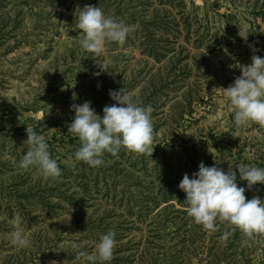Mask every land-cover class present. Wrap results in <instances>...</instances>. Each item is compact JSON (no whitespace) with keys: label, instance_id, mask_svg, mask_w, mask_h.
Returning a JSON list of instances; mask_svg holds the SVG:
<instances>
[{"label":"rangeland","instance_id":"rangeland-1","mask_svg":"<svg viewBox=\"0 0 264 264\" xmlns=\"http://www.w3.org/2000/svg\"><path fill=\"white\" fill-rule=\"evenodd\" d=\"M85 5L135 31L93 57L75 28ZM253 55L264 58V0H0V264H90L77 252L94 253L109 231L116 243L108 264H264V236L244 245L237 230L224 240L225 225L206 231L185 202L169 198L203 161L226 173L231 164L246 198L264 200V184L249 190L236 167L264 168V128L236 129L223 96ZM106 61L108 72L98 64ZM122 88L152 108V156L121 149L105 152L98 167L76 161L71 105L88 101L103 117L117 103L110 91ZM27 127L44 136L62 172L56 181L18 167ZM17 215L25 248L10 243Z\"/></svg>","mask_w":264,"mask_h":264},{"label":"clouds","instance_id":"clouds-1","mask_svg":"<svg viewBox=\"0 0 264 264\" xmlns=\"http://www.w3.org/2000/svg\"><path fill=\"white\" fill-rule=\"evenodd\" d=\"M75 28L83 34L80 38L81 47L96 58L104 52L106 42L123 45L129 34L135 31L134 26L106 17L100 7L92 5L80 9ZM238 34L247 39L246 32L239 31ZM253 51L256 49L253 48ZM251 60L250 64L240 65L241 75L235 78L233 84L223 88V96L234 110L236 129L250 122L264 128V58L253 55ZM98 64L101 71L108 72L111 61ZM109 95L117 103L105 106L103 117L95 112L88 101L71 105L75 116L68 133L78 137L81 144L74 154L75 160L98 167L104 162L105 152L116 155L121 149L136 155L152 156L154 129L151 106H138L133 96L123 88L110 91ZM73 99H76L75 93ZM26 133L27 139L23 144L27 151L18 167L25 171L37 168L43 180L56 181L62 172L57 161L51 157L44 136L38 135L31 127L26 128ZM232 136L239 137V131ZM236 167L239 178L247 181L249 190L257 183L264 184V168ZM193 177L190 179L185 173L179 188L186 193L187 207L184 210L195 224L206 231L215 232L218 230V221L229 229L223 233L222 239L227 240L239 230L244 245L257 236H264V200L259 196L246 198L245 188L238 187L237 173L231 164L226 173L215 165L205 166L201 161ZM11 223L13 231L10 233V243L19 248L28 247L30 239L21 227V217L14 216ZM115 243V232L109 231L101 235L94 253L78 251L77 257L86 259L90 264H108L114 258ZM71 247L77 249L79 245L74 243Z\"/></svg>","mask_w":264,"mask_h":264},{"label":"trees","instance_id":"trees-1","mask_svg":"<svg viewBox=\"0 0 264 264\" xmlns=\"http://www.w3.org/2000/svg\"><path fill=\"white\" fill-rule=\"evenodd\" d=\"M161 16V14H158L156 17H154V18H157V17H160ZM169 16H171V15H169V14H164V15H162V18H166V19H168V17ZM175 17V18H174ZM153 18V19H154ZM161 18V19H162ZM153 19L152 20H150L151 21V23H152V21H153ZM169 21H174V20H176V15L174 16H172V17H170L169 19H168ZM178 20H179V18H178ZM147 28V27H146ZM147 30V32H149V29L147 28L146 29ZM149 43V42H148ZM150 45V44H149ZM166 48V47H165ZM149 50L150 51H154L155 52V54L156 55H165L166 53H164V51H166L165 49H162V46H156V45H150V47H149ZM167 50H169V49H167ZM186 196V193H184V192H182L181 190H179L178 191V193L176 192V193H172V194H170L169 195V198L171 199V200H173V199H175V198H178L180 201H183V202H185L186 203V201H185V199H183V197H185Z\"/></svg>","mask_w":264,"mask_h":264}]
</instances>
